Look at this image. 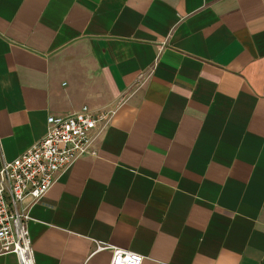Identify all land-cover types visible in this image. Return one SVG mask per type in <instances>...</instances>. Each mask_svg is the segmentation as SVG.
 Listing matches in <instances>:
<instances>
[{"label":"crops","instance_id":"crops-1","mask_svg":"<svg viewBox=\"0 0 264 264\" xmlns=\"http://www.w3.org/2000/svg\"><path fill=\"white\" fill-rule=\"evenodd\" d=\"M83 107L33 264H264V0H0V167Z\"/></svg>","mask_w":264,"mask_h":264},{"label":"built area","instance_id":"built-area-1","mask_svg":"<svg viewBox=\"0 0 264 264\" xmlns=\"http://www.w3.org/2000/svg\"><path fill=\"white\" fill-rule=\"evenodd\" d=\"M114 110L92 112L83 107L67 117L47 118L45 136L24 154L0 167V256L13 254L18 264H33L27 231L31 207L50 190L56 176L91 153L93 132L106 127ZM31 198L32 203L25 205ZM98 246V250L107 249ZM110 264H142L136 253L111 248Z\"/></svg>","mask_w":264,"mask_h":264}]
</instances>
